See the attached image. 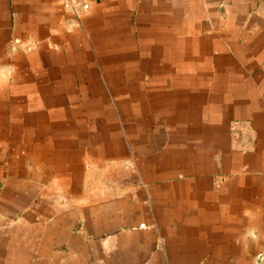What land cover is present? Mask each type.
I'll return each instance as SVG.
<instances>
[{"label": "crops", "instance_id": "1", "mask_svg": "<svg viewBox=\"0 0 264 264\" xmlns=\"http://www.w3.org/2000/svg\"><path fill=\"white\" fill-rule=\"evenodd\" d=\"M0 264H264V0H0Z\"/></svg>", "mask_w": 264, "mask_h": 264}, {"label": "built area", "instance_id": "2", "mask_svg": "<svg viewBox=\"0 0 264 264\" xmlns=\"http://www.w3.org/2000/svg\"><path fill=\"white\" fill-rule=\"evenodd\" d=\"M67 5L72 7L75 14H79L89 9L90 0H67ZM18 47V44H12L10 49L16 50Z\"/></svg>", "mask_w": 264, "mask_h": 264}, {"label": "rangeland", "instance_id": "3", "mask_svg": "<svg viewBox=\"0 0 264 264\" xmlns=\"http://www.w3.org/2000/svg\"><path fill=\"white\" fill-rule=\"evenodd\" d=\"M23 48L26 49L27 47H24V46H23Z\"/></svg>", "mask_w": 264, "mask_h": 264}]
</instances>
